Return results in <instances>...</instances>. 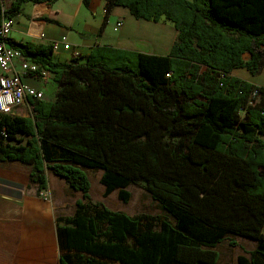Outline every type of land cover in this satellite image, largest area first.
<instances>
[{"label": "trees", "instance_id": "1", "mask_svg": "<svg viewBox=\"0 0 264 264\" xmlns=\"http://www.w3.org/2000/svg\"><path fill=\"white\" fill-rule=\"evenodd\" d=\"M26 1L52 0H0V23ZM105 1L106 16L170 23L168 53L106 44L61 62L50 44L8 39L57 86L29 115L0 113V164H25L37 195L46 171L81 193L56 218L59 264H216L228 234L255 241L238 264H264V85L231 74L264 66V0ZM85 168L123 202L143 182L170 219L93 201Z\"/></svg>", "mask_w": 264, "mask_h": 264}, {"label": "crops", "instance_id": "2", "mask_svg": "<svg viewBox=\"0 0 264 264\" xmlns=\"http://www.w3.org/2000/svg\"><path fill=\"white\" fill-rule=\"evenodd\" d=\"M10 2L11 0H1L3 8H7ZM105 3V0H52L50 3L26 1L19 14L12 16L13 25L9 38L46 45L58 41L53 50V59L61 62H69L72 58L71 51L63 50L62 38L72 49L78 51L79 57L88 55L93 47L106 44L144 53H168L175 40L176 32L173 29L168 40L161 41L158 38L162 37L156 39L150 32L135 34L133 29L137 26L136 22L142 20L132 17L123 6L115 7L106 16ZM118 21H121L120 26L116 25ZM108 27L113 34L107 33ZM242 56L244 60L249 58L248 53ZM14 65L16 69L19 68L17 60H14ZM231 74L248 81L258 78L251 82L264 85V70L259 77L243 68H235ZM22 81L42 92L53 84L50 79L45 83L29 75L24 76ZM17 110L22 116L28 115L25 107ZM25 169V164L19 162L0 164V264H59L56 218L64 214L57 212H62L65 199L73 189L63 178L46 171L47 185L44 192H47L48 197L44 199L36 196L24 189L26 176L28 181ZM88 169L90 168H85V172ZM102 171L98 168V178ZM9 184H20L18 195L14 194L16 190ZM73 193L74 202L81 199L80 192ZM93 201L101 200L96 198Z\"/></svg>", "mask_w": 264, "mask_h": 264}, {"label": "rangeland", "instance_id": "3", "mask_svg": "<svg viewBox=\"0 0 264 264\" xmlns=\"http://www.w3.org/2000/svg\"><path fill=\"white\" fill-rule=\"evenodd\" d=\"M136 23H137V26L136 28L133 29V32H135V34L139 32H141L142 34L146 32H150L155 35L153 36L156 37V39L158 37H162V38H158L159 41L163 39L168 40V37H169L168 32L173 31L172 27H168L172 25H168V23L166 22H161L162 24L156 23V25L158 24V26L161 27V29L163 30H160V29L158 30V27L155 26V24L152 21L144 20L143 23L142 21H137ZM164 28L167 30H165ZM107 33L111 35L114 32L108 27ZM171 34L172 33H170V35ZM246 56L247 55L245 54V57ZM263 70H264V66L262 67L258 76L257 75L256 76L259 77V75L263 73ZM257 79H254V80L250 79V80L254 82ZM56 90H57V86L55 87V84H52V86L49 85L48 89L45 92L43 91L44 99H48V100L54 99ZM25 167H26L25 169V176H26L28 172V167L26 165ZM97 172H98V168L88 169V171L86 172L87 177L90 181L89 192H90L91 199L94 200L96 198H99L102 202H104L103 204L108 209L120 210L121 212H124L128 215L149 214V215H153V217L158 218V219H161L164 217H168L170 219L169 215L165 213L162 209H160L158 206V203L154 201L153 198L148 194V192L145 189L146 188L145 184L143 182L137 181L134 183H130L127 186V188H125L126 190L130 192V197L127 202L121 201V199L119 198L117 194V191H118L117 189L113 190L108 196L105 197L103 193L104 185L100 182V178H98ZM19 186L20 184L10 185L11 188L16 190L14 192L15 195L19 194V190H20ZM24 189L25 191H29L36 196H40L41 198L45 199L48 197V194L46 191L45 192L40 191V193L37 195L35 193V189L29 186V181H27V176L25 179ZM74 198H75V195L72 191L69 197L67 196L65 199L66 202L63 205L62 212L58 211L57 214L62 213L64 214V216H67L68 214H69L68 216L74 214V211H75ZM263 232H264V228H263ZM254 248H255L254 240L248 239L247 237L228 234L227 237L224 238V240L221 243H219L216 247V250L219 253L218 261L216 264H238L237 256L244 255L248 258L250 253L254 250Z\"/></svg>", "mask_w": 264, "mask_h": 264}, {"label": "built area", "instance_id": "4", "mask_svg": "<svg viewBox=\"0 0 264 264\" xmlns=\"http://www.w3.org/2000/svg\"><path fill=\"white\" fill-rule=\"evenodd\" d=\"M12 25V17L2 16L0 23V113L20 115L17 109L25 107L29 115L28 99L44 97L40 89L24 83L22 78L29 75L46 83L49 81L51 73L39 63L29 61L8 42ZM116 25L120 26L121 21H118ZM57 42L50 43L53 50L56 48ZM61 43L63 50L71 51L72 58L79 57L78 51L72 49L64 38L61 39ZM14 60L18 61V69L14 65Z\"/></svg>", "mask_w": 264, "mask_h": 264}]
</instances>
